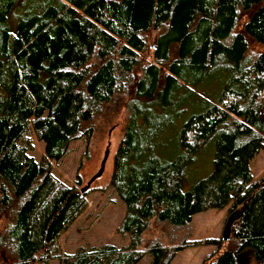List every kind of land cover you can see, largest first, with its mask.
Here are the masks:
<instances>
[{"label":"trees","instance_id":"trees-1","mask_svg":"<svg viewBox=\"0 0 264 264\" xmlns=\"http://www.w3.org/2000/svg\"><path fill=\"white\" fill-rule=\"evenodd\" d=\"M253 45H264V0H0V240L12 255L0 264H137L150 220L183 226L223 207L238 216L227 240L205 241L213 248L201 264H264V173L252 180L249 168L264 149V51ZM212 73L221 89L196 96L201 108L172 134L176 156L159 159L164 130ZM120 108L108 183L126 243L59 254L57 237L87 196L52 164ZM30 134L42 144L37 159ZM209 142L210 173L182 190L186 163ZM190 244H149V264H169Z\"/></svg>","mask_w":264,"mask_h":264},{"label":"rangeland","instance_id":"rangeland-1","mask_svg":"<svg viewBox=\"0 0 264 264\" xmlns=\"http://www.w3.org/2000/svg\"><path fill=\"white\" fill-rule=\"evenodd\" d=\"M153 38L154 34L149 33L150 43ZM252 49L255 52L264 51V45H253ZM222 81L220 73H212L193 88L195 96L185 100L181 105V108L186 110L164 130L161 138L170 141L162 143V148L154 150L159 159L170 160L176 156V148L172 141L175 127L190 113L189 111L201 108L196 105L197 95L206 100L214 99L221 89ZM107 114L103 113L95 120V131L88 143L82 140L72 141L64 157L52 164L53 173L67 184H74L77 178L78 189L84 191L87 196L84 211L57 237L56 245L59 254L72 253L79 247L87 248L103 244L121 246L126 243V236L116 233L118 221L123 213V205L108 183L113 154L125 123V111L120 108L114 116ZM29 138L31 141L29 153L37 159L41 155L42 144L33 134H30ZM213 153V143L209 142L186 163L180 182L182 190H187L194 182L210 173ZM249 168L252 180H257L264 173V149L249 161ZM229 213L227 207L206 209L192 215L190 221L183 226L150 220L141 235L139 250H141L142 258L137 264H149V256L146 254L149 244L174 246L183 241L191 244L177 252L169 264H201L203 256L213 248L205 241L222 240L223 224ZM7 223L8 217L2 216L0 234ZM9 260H12V255L0 240V262ZM50 264L59 263L54 260Z\"/></svg>","mask_w":264,"mask_h":264},{"label":"water","instance_id":"water-1","mask_svg":"<svg viewBox=\"0 0 264 264\" xmlns=\"http://www.w3.org/2000/svg\"><path fill=\"white\" fill-rule=\"evenodd\" d=\"M237 216H238V213L233 211L225 219V222H224L223 228H222V236H221L223 241L227 240L228 235H229L230 225L237 218Z\"/></svg>","mask_w":264,"mask_h":264},{"label":"crops","instance_id":"crops-1","mask_svg":"<svg viewBox=\"0 0 264 264\" xmlns=\"http://www.w3.org/2000/svg\"><path fill=\"white\" fill-rule=\"evenodd\" d=\"M257 154H259V152H258ZM257 154H256V155H257ZM256 155H255V156H256ZM262 174H263V173H262Z\"/></svg>","mask_w":264,"mask_h":264}]
</instances>
